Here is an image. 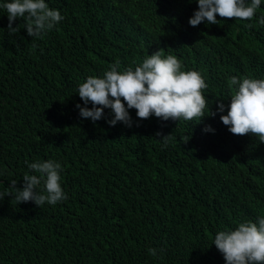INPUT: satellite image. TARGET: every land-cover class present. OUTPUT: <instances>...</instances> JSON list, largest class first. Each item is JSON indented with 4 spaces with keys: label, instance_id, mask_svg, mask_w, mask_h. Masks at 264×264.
Instances as JSON below:
<instances>
[{
    "label": "trees",
    "instance_id": "obj_1",
    "mask_svg": "<svg viewBox=\"0 0 264 264\" xmlns=\"http://www.w3.org/2000/svg\"><path fill=\"white\" fill-rule=\"evenodd\" d=\"M45 2L64 19L34 42L23 28L10 36L0 8V193L12 180L23 187L35 174L28 163L52 159L68 199L0 201V264H226L215 234L264 216V143L232 134L217 109L231 102L232 76L264 79V0L249 21L196 27V0ZM160 49L208 85L201 122L140 120L130 109L127 127L107 123L110 109L96 123L79 115L89 76ZM157 132L172 134L167 147Z\"/></svg>",
    "mask_w": 264,
    "mask_h": 264
},
{
    "label": "clouds",
    "instance_id": "obj_2",
    "mask_svg": "<svg viewBox=\"0 0 264 264\" xmlns=\"http://www.w3.org/2000/svg\"><path fill=\"white\" fill-rule=\"evenodd\" d=\"M191 2V0H190ZM197 10L189 18L192 27L207 22L209 25L218 24L217 16L221 18H235L249 21L261 5V0H196ZM6 10L8 17V34L15 35L21 28L27 30L33 42L43 38V35L52 31L63 19L58 9H52L45 0H10L0 4ZM20 18L24 22L13 27ZM264 25V15L258 19ZM251 29V23L245 25ZM135 63V62H134ZM121 61L116 59L110 65V70L102 76H89L78 86V95L83 105L77 104L79 115L84 119H91L93 123L104 118L105 109H110L111 119L107 120L110 126L118 122L132 127L134 121L130 109H135L140 120L152 116L162 121H192L199 118V122L206 116L207 99L202 94L207 89L201 73L196 70L182 71V64L174 55H164L160 49L144 57L142 63L128 66L123 70ZM229 88L236 86L230 96V104L225 105L220 100L217 111L220 120L229 131L237 136L253 134L264 143V79L232 76ZM91 104L89 108L87 105ZM211 115H216L212 113ZM136 126H139L137 123ZM205 132H214L209 125ZM161 137L165 147L172 139V134ZM192 137H186V143ZM30 172L23 176V187L17 186L12 180L10 187L0 193V201L5 197H12L18 204L34 202L39 208L45 203L55 206L66 201L68 196L61 187V164L55 160H36L28 163ZM11 200V201H12ZM223 255L226 264H264V216L258 217L256 222L246 220L240 222L234 229L219 230L213 243ZM161 253L163 249L159 250ZM151 256H157L156 248H149Z\"/></svg>",
    "mask_w": 264,
    "mask_h": 264
}]
</instances>
